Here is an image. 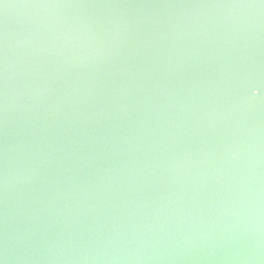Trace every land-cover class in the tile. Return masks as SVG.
I'll return each mask as SVG.
<instances>
[{
	"label": "water",
	"instance_id": "95a60500",
	"mask_svg": "<svg viewBox=\"0 0 264 264\" xmlns=\"http://www.w3.org/2000/svg\"><path fill=\"white\" fill-rule=\"evenodd\" d=\"M0 264H264V0H0Z\"/></svg>",
	"mask_w": 264,
	"mask_h": 264
},
{
	"label": "snow or ice",
	"instance_id": "6c2138e0",
	"mask_svg": "<svg viewBox=\"0 0 264 264\" xmlns=\"http://www.w3.org/2000/svg\"><path fill=\"white\" fill-rule=\"evenodd\" d=\"M253 91H254V92H255V91H258V89H254Z\"/></svg>",
	"mask_w": 264,
	"mask_h": 264
}]
</instances>
